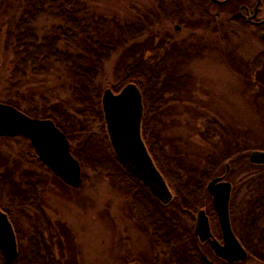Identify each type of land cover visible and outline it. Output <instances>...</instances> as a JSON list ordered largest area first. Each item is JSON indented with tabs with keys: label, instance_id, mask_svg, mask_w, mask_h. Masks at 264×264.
Here are the masks:
<instances>
[{
	"label": "rangeland",
	"instance_id": "1",
	"mask_svg": "<svg viewBox=\"0 0 264 264\" xmlns=\"http://www.w3.org/2000/svg\"><path fill=\"white\" fill-rule=\"evenodd\" d=\"M22 1L0 0V103L12 101L30 117L60 113L61 123L73 128L76 140L70 143V149L79 146L83 179L78 188L67 187L38 160L31 144L21 138H0V174H11L17 185L24 180H34L40 185L37 189L40 206L52 225L48 233L37 232L44 240L42 249L48 247L61 264H131L141 260L166 264V251L152 245L126 190L112 183L107 172L93 163L98 156H107L111 151L105 148L98 121L80 112L79 104L71 97V78L66 67L52 62L38 73L16 65L13 44L7 37L21 14ZM74 1H79L91 18H104L112 33L111 20L130 23L145 16L151 23L147 32L156 35L155 43L163 39L167 44H183L189 50V57L177 60L176 71L184 77V85L177 93L164 95L166 103L157 109L158 117L151 126L167 156L181 157L184 167H202L208 156L227 148L232 152L264 148V97L256 72L260 69L256 64L257 53L264 44L247 28L238 29L224 20L223 14L212 22L211 17L200 18L194 0ZM176 7L181 10L179 19L172 16ZM214 14L215 11L210 13ZM196 21L199 26L195 30L191 25ZM59 24V20L44 16L33 27L41 36ZM157 53L160 55L161 50ZM157 53H145V58L153 60ZM122 55L123 48H119L103 63L97 79L101 93L106 89L117 93L126 85L119 79ZM150 146L145 134L146 150ZM247 167V162L234 165V171L227 175V181L234 184L232 195L236 202L244 192L238 183L246 175ZM164 180L174 194L169 180ZM7 191L8 188L0 187V207L8 211L22 235L18 243L24 245L26 238L36 232V218ZM208 202L205 200L203 208L208 207ZM211 218L213 232H219L214 215ZM180 223L186 228L193 227L186 216ZM236 232L246 243L244 234L237 229ZM245 264L263 263L252 257Z\"/></svg>",
	"mask_w": 264,
	"mask_h": 264
},
{
	"label": "trees",
	"instance_id": "2",
	"mask_svg": "<svg viewBox=\"0 0 264 264\" xmlns=\"http://www.w3.org/2000/svg\"><path fill=\"white\" fill-rule=\"evenodd\" d=\"M21 9V14L13 22L7 37V40L9 38L13 44L16 65L21 69L30 68L38 73L44 72L46 66L52 62L66 67L71 78V97L79 104L80 112L88 113L98 121L100 124L98 129L102 131L105 148L111 151L107 156L105 154L104 157L98 156L93 163L107 172V177L112 183L126 190L131 198V206L138 212L137 220L143 225L145 232L149 233L152 245L161 246L166 251V264H206L201 257L200 247L193 237L192 228H186L181 224V218L186 216L193 222L194 213L203 207V203L207 200V184L213 178L224 174L225 169L222 174H219V170L221 168L223 170L225 164L229 167L228 175L230 171H234V165L242 162H247L248 169L246 168V175L238 183L244 190L242 197L236 202L234 195L231 200V226L236 236L237 229L246 237V243L242 235V239L238 236L237 239L251 259L253 257L264 264V166L253 165L248 161V154L257 150L245 149L244 152L243 150L232 152L233 150L227 148L215 156H208L202 167L194 165L184 167L181 157H169L165 154L157 142L158 138L151 130L159 114L157 109L166 103L164 95L177 93L184 85V77L177 73L176 67L179 64L177 61L179 57L182 59L189 57V50L183 44L177 42L167 44L163 39L155 43L156 35L153 31L147 32V26L151 23L149 19L145 20V16L130 23L111 20L114 29L112 33L109 25H105L104 18H91L80 6L79 1L23 0ZM197 14L200 18L211 16L207 12L205 0L198 1ZM44 16H51L61 24L52 26L46 34L39 36L33 25ZM172 16L179 19L181 10L176 7ZM210 19L212 22L215 17L211 16ZM90 20L92 23L89 22ZM191 26L196 30L199 22L196 21ZM119 48H123L124 61L120 62L119 66L120 83L134 84L142 98L143 114L140 123L142 141L145 145V134H147L151 142V146L147 148L151 160L161 176L168 179L174 188L172 200L166 205L153 198L140 181L126 171L117 161L108 143L101 108V87L97 79L103 69V63ZM160 50L159 55L157 52ZM149 52L158 54L155 55L157 61L155 58L153 60L145 58V53ZM257 59L256 64L260 67L256 71L257 80L262 91L261 96L264 97V63L261 62L260 56H257ZM173 61L175 63H170ZM6 105L19 110L12 101L7 102ZM57 113L55 112V116L45 113L40 116L33 114L31 118L51 120L65 135L70 145L76 140L73 128L63 125L59 119L62 116ZM208 125L211 128V124ZM248 150L251 151L247 154ZM260 150L264 151V148ZM70 154L76 158L82 168L83 161L80 158L79 146L70 149ZM181 172L185 176H182ZM24 181L17 185L11 174H0V187L8 188L6 194L16 197L19 204L30 210L36 218L34 228L36 232L32 237L26 238L24 245H20L18 242L22 240V235L10 220L8 211L0 207L8 216L16 237L17 257L9 264H61L48 247L44 245L45 249H42L41 242L44 240L37 232L44 230L48 233L52 225L40 206L37 192L40 185L34 180ZM230 184L234 190V184L232 182ZM13 200L10 199L11 202ZM0 261V264H6L1 254Z\"/></svg>",
	"mask_w": 264,
	"mask_h": 264
},
{
	"label": "water",
	"instance_id": "3",
	"mask_svg": "<svg viewBox=\"0 0 264 264\" xmlns=\"http://www.w3.org/2000/svg\"><path fill=\"white\" fill-rule=\"evenodd\" d=\"M101 108L108 140L117 161L161 204H168L172 200L170 190L149 157L140 135L143 105L138 88L134 84H126L116 94L109 89L104 90ZM16 137L28 140L38 160L64 185L73 189L79 187L82 181L79 163L70 154L65 135L54 123L48 119L30 118L12 106L0 103V138ZM248 161L253 165L264 166V151L250 152ZM224 168V174L213 178L206 186L222 244L212 237L203 211L196 215L194 232L201 242H208L219 257L232 263L243 259L245 253L230 226L229 198L232 186L225 181L228 165ZM0 254L6 264L17 257L12 225L1 210Z\"/></svg>",
	"mask_w": 264,
	"mask_h": 264
},
{
	"label": "flooded vegetation",
	"instance_id": "4",
	"mask_svg": "<svg viewBox=\"0 0 264 264\" xmlns=\"http://www.w3.org/2000/svg\"><path fill=\"white\" fill-rule=\"evenodd\" d=\"M198 1L199 0H194L196 9L198 6ZM205 2H206L207 12L209 14L215 11L216 14H214L213 16L217 19H219V16H221L222 14L225 15L226 18L224 20L227 19L230 24H233L238 29L245 30L247 28L255 38L257 37L260 40V42L264 44V0H205ZM257 56H260L261 62L264 63V46L259 50V52L257 53ZM144 189L146 188L144 187ZM170 193L173 197V194L171 191ZM206 194H207V200L209 201L208 207H206L207 209L201 207L194 213L193 227H192V234H193L196 244H198L200 247L199 251H200L203 261L206 264H245L247 263L251 259V257L249 256L247 250L239 242L238 239H237L238 242L240 243L241 247L244 250L245 257L237 262L230 263L228 260H225L219 257L212 250L208 242H201L199 240V237L195 234L194 228H195V222H196V215L199 211H203L205 216L207 217L212 237L220 245L222 244L220 232L214 233L213 228L211 226V223H212L211 220H213L211 216L214 215V220L216 221V224H217V218H216L215 212L212 207L211 197L208 195V193ZM232 197L233 195H232V187H231L230 198H229L230 226H231L230 203H231ZM217 227H218V224H217ZM231 229H232L234 236L236 237L232 226H231ZM218 231H219V228H218ZM154 263H155V260H154ZM131 264H153V263H148L145 260H141V262H132ZM158 264H161L159 260H158Z\"/></svg>",
	"mask_w": 264,
	"mask_h": 264
}]
</instances>
